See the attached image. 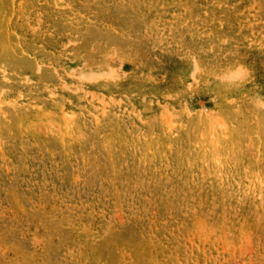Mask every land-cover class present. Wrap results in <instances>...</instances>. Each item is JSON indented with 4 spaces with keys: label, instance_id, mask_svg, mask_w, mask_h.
<instances>
[{
    "label": "rangeland",
    "instance_id": "1",
    "mask_svg": "<svg viewBox=\"0 0 264 264\" xmlns=\"http://www.w3.org/2000/svg\"><path fill=\"white\" fill-rule=\"evenodd\" d=\"M0 264H264V0H0Z\"/></svg>",
    "mask_w": 264,
    "mask_h": 264
}]
</instances>
